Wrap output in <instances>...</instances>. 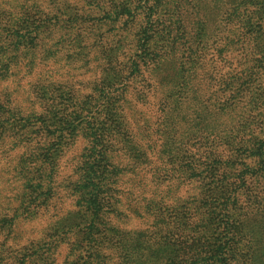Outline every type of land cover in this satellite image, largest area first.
Returning a JSON list of instances; mask_svg holds the SVG:
<instances>
[{
	"label": "trees",
	"instance_id": "16d2710c",
	"mask_svg": "<svg viewBox=\"0 0 264 264\" xmlns=\"http://www.w3.org/2000/svg\"><path fill=\"white\" fill-rule=\"evenodd\" d=\"M15 134L27 191L0 211V264L63 247V264H264V0H0V151ZM63 190L79 211L57 203L43 237L15 241ZM132 216L149 227L119 225Z\"/></svg>",
	"mask_w": 264,
	"mask_h": 264
},
{
	"label": "rangeland",
	"instance_id": "374dc122",
	"mask_svg": "<svg viewBox=\"0 0 264 264\" xmlns=\"http://www.w3.org/2000/svg\"><path fill=\"white\" fill-rule=\"evenodd\" d=\"M74 67V66H73ZM77 67L71 68V69H63L62 75L66 79H71L73 81H77L78 83L81 82H90L91 80H95L96 77L92 76L91 73L85 74L83 73V70H76ZM55 70H57L55 68ZM37 81V80H35ZM34 81V82H35ZM25 87L28 86V81L24 82ZM13 87V84L7 83L6 86ZM143 111L145 112V117L152 118L154 115L149 109L144 108ZM19 129V126H18ZM22 136L19 134H15L13 137L7 139V141L2 142L1 151H0V211H5L13 213L12 211L19 207L22 208L23 205H19V201L16 198L23 193V191H27L25 187L23 186V182H21L20 178H17L16 174V167L19 165V160L23 157V154L26 152V147L23 145L22 142ZM89 146V142H87L84 138H80L75 146L68 151V153L65 155V157L62 159L61 162V168H62V176L65 175H71V173L76 170L75 167L79 165L81 161V154L84 151V149H87ZM83 160V159H82ZM78 163V164H77ZM81 165V164H80ZM240 168V167H239ZM245 169V167H244ZM74 170V171H73ZM243 169H239L238 172L239 175L236 179V183H241V179L245 180V178L249 175L244 174ZM148 180V179H147ZM234 181V180H233ZM124 185L125 188H129L130 181L129 178L126 177L124 179ZM166 186L169 184H165ZM163 186L164 192L167 191V187ZM193 190L192 186H185L182 187L179 191H176V194L178 197L186 196L189 192ZM196 193V192H194ZM193 193V194H194ZM146 196H151V194L145 193ZM60 200L51 202L50 207H43V210L41 209L39 215L37 218H35L32 221L28 220H22L17 225L16 234L15 237H18L19 239L15 241H22L23 243H27L29 241L37 240L41 237H43L46 233L45 231L49 228L52 221L55 220V217L53 215L56 213V204L58 203L57 209H60L59 206H63L62 211L60 212L61 215H65L68 211L74 210L79 211V202L74 197H69V195L63 190L60 193ZM35 206V205H34ZM23 209V208H22ZM36 207H34L33 210H35ZM23 212V210H21ZM20 213V212H17ZM77 222V218L74 217L71 219L70 223L74 224ZM149 219H141L137 217H130L125 222H119V225L122 228H125L127 230H136V229H146L149 227ZM152 221V219H150ZM3 240V237L0 238V242ZM14 241V240H12ZM9 244H12L10 241H8ZM68 250L66 247H63L61 249L58 264H63V260L67 256ZM244 264V263H243Z\"/></svg>",
	"mask_w": 264,
	"mask_h": 264
}]
</instances>
